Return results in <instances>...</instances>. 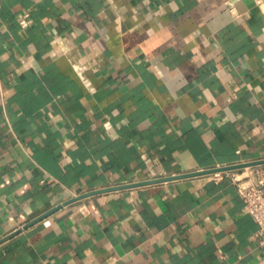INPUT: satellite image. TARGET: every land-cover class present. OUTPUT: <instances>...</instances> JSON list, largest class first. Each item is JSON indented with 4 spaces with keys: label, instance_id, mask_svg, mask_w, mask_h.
Listing matches in <instances>:
<instances>
[{
    "label": "crops",
    "instance_id": "0c3cea01",
    "mask_svg": "<svg viewBox=\"0 0 264 264\" xmlns=\"http://www.w3.org/2000/svg\"><path fill=\"white\" fill-rule=\"evenodd\" d=\"M260 158L255 0H0V264H257L244 167L62 203Z\"/></svg>",
    "mask_w": 264,
    "mask_h": 264
},
{
    "label": "built area",
    "instance_id": "2783aa9c",
    "mask_svg": "<svg viewBox=\"0 0 264 264\" xmlns=\"http://www.w3.org/2000/svg\"><path fill=\"white\" fill-rule=\"evenodd\" d=\"M257 6L264 12V0H255ZM231 12L238 15L234 7H230ZM19 23L25 27L29 25L30 19L26 14L19 17ZM85 67L83 65H75L77 71H82ZM245 179L244 184H240L239 192L243 200L245 210L252 215L257 224L256 236L259 243L264 244V163L244 167ZM241 177L233 174V179L238 182ZM257 264H264V258Z\"/></svg>",
    "mask_w": 264,
    "mask_h": 264
},
{
    "label": "water",
    "instance_id": "95a60500",
    "mask_svg": "<svg viewBox=\"0 0 264 264\" xmlns=\"http://www.w3.org/2000/svg\"><path fill=\"white\" fill-rule=\"evenodd\" d=\"M261 163H264V158L255 159V160H249V161H244V162H239V163H235V164H231V165H223V166H219V167H212V168L199 169V170L190 171V172L177 173V174H173V175L160 176V177H156V178H152V179H146V180H141V181H133V182H128V183H123V184L112 186V187L94 189V190H90V191L81 193L79 195H76L74 197H71V198L67 199L62 204H66V203L71 202V201H73L75 199H78V198H81L83 196H86V195H89V194H93V193L110 191V190L126 188V187H131V186H137V185H143V184H148V183H153V182L177 179V178H181V177H188V176H194V175H199V174H206V173H212V172H217V171H224V170H229V169L247 167V166L261 164ZM59 206H61V204H58V205L52 207L51 209H49L48 211H46L45 213H43L42 215H40L36 219L26 223L22 227H26V226L30 225L31 223H33L34 221L38 220L39 218L45 216L46 214L50 213L51 211H54ZM18 229H15L12 232L8 233L7 235L1 237L0 238V243L2 241H4L5 239L9 238L10 236H12L13 234H15Z\"/></svg>",
    "mask_w": 264,
    "mask_h": 264
}]
</instances>
